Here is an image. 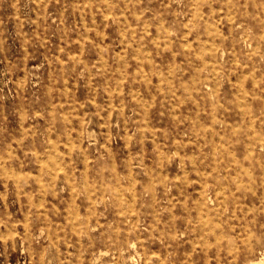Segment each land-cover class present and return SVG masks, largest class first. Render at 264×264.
I'll return each mask as SVG.
<instances>
[{"label": "rangeland", "instance_id": "obj_1", "mask_svg": "<svg viewBox=\"0 0 264 264\" xmlns=\"http://www.w3.org/2000/svg\"><path fill=\"white\" fill-rule=\"evenodd\" d=\"M263 9L0 0V264H264Z\"/></svg>", "mask_w": 264, "mask_h": 264}, {"label": "bare ground", "instance_id": "obj_2", "mask_svg": "<svg viewBox=\"0 0 264 264\" xmlns=\"http://www.w3.org/2000/svg\"><path fill=\"white\" fill-rule=\"evenodd\" d=\"M108 1V0H107ZM211 8V7H210ZM264 10V9H263ZM107 11V10H106ZM219 12V11H218ZM228 12V11H227ZM256 13H257V11H256ZM233 14V13H232ZM229 15V14H228ZM233 16V15H232ZM226 18H228V17H226ZM264 19V18H263ZM216 22V21H215ZM142 23V22H141ZM208 23V22H207ZM145 24V23H144ZM163 24V23H162ZM186 25V24H185ZM246 26V25H245ZM143 28V27H142ZM147 28V27H146ZM213 30V29H212ZM148 31V30H147ZM86 32V31H85ZM123 32V31H122ZM185 32V31H184ZM121 33V32H120ZM122 34V33H121ZM163 34V33H162ZM168 35V34H167ZM162 36V35H161ZM212 36V35H211ZM214 36V35H213ZM121 37V36H120ZM163 37V36H162ZM169 37V36H168ZM219 37V36H218ZM133 38V37H132ZM153 39V38H152ZM135 40V39H134ZM131 42V41H130ZM207 43V42H206ZM155 44V43H154ZM165 44V43H164ZM182 44V43H181ZM214 44V43H213ZM212 44V45H213ZM190 45V44H189ZM215 46V45H214ZM120 47V46H119ZM182 47H183V45H182ZM122 48V47H121ZM205 48V47H204ZM136 49V48H135ZM188 49V48H187ZM206 49V48H205ZM251 49H253V48H251ZM118 50V49H117ZM137 50H138V48H137ZM207 50V49H206ZM215 50V49H214ZM213 50V51H214ZM203 52H204V50H202ZM141 52V51H140ZM210 52V51H209ZM135 54V53H134ZM202 54V53H201ZM215 54V53H214ZM198 55H200V54H198ZM99 58V57H98ZM101 58H102V56H101ZM202 59V58H201ZM209 60V59H208ZM103 61V60H102ZM202 62V61H201ZM140 65V64H139ZM141 67V66H140ZM241 68V67H240ZM143 70V69H142ZM145 71V70H144ZM216 71V70H215ZM215 76V75H214ZM214 81H215V79H214ZM191 86V85H190ZM238 98V97H237ZM241 98V97H240ZM242 99V98H241ZM195 100V99H194ZM243 100V99H242ZM144 107V106H143ZM251 115V114H250ZM250 118V117H249ZM122 121H123V119H122ZM123 124H124V121H123ZM236 126V125H235ZM124 129V128H123ZM69 134V133H68ZM127 135V134H126ZM259 135V134H258ZM249 139V138H248ZM67 144V143H66ZM178 144V143H177ZM247 144H245V146H246ZM175 147H177V146H175ZM248 147V146H247ZM214 148V147H213ZM176 148H174V150H175ZM249 148H247V150H248ZM220 150V149H219ZM249 152V150L247 151V153ZM178 154V153H177ZM193 154V153H192ZM194 162V161H193ZM260 164V163H259ZM213 165V164H212ZM39 167V166H38ZM250 171V170H249ZM17 173V172H16ZM116 173V172H115ZM236 173V172H235ZM8 174V173H7ZM185 174V173H184ZM183 174V175H184ZM251 175V174H250ZM177 177V176H176ZM193 178V177H192ZM262 179H263V176H262ZM238 180V179H237ZM241 182H242V180H241ZM156 185V184H155ZM51 186V185H50ZM201 186V185H200ZM250 186V185H249ZM201 188V187H200ZM221 188V187H220ZM251 188V187H250ZM110 189V188H109ZM120 189V188H119ZM219 189V188H218ZM217 189V190H218ZM204 190H205V188H204ZM223 190V189H222ZM229 190V189H228ZM250 190H253V188H251ZM117 191V190H116ZM220 191H221V189H220ZM219 191V192H220ZM224 191V190H223ZM222 191V192H223ZM200 192V191H199ZM221 193V192H220ZM201 194V193H200ZM204 195H205V193H204ZM231 195H232V192H231ZM206 196V195H205ZM222 196V195H221ZM233 196V195H232ZM155 197V196H154ZM222 197H224V196H222ZM125 198V197H124ZM234 198V197H233ZM203 200V199H202ZM224 200V199H223ZM226 200V199H225ZM234 201V200H233ZM235 203V202H234ZM224 204V203H223ZM219 206V205H218ZM133 208V207H132ZM132 208H131V210H132ZM202 211V210H201ZM200 211V212H201ZM204 212V211H203ZM71 215V214H70ZM202 215V214H201ZM74 216V215H73ZM71 217V216H70ZM75 217V216H74ZM136 217V216H135ZM87 220V219H86ZM201 220V219H200ZM78 226V225H77ZM75 228V227H74ZM219 236H220V234H219ZM79 241V240H78ZM205 242V241H204ZM209 243V242H208ZM194 244V243H193ZM141 246V245H140ZM263 258H264V253H263V256H262ZM254 264H257V262H253Z\"/></svg>", "mask_w": 264, "mask_h": 264}]
</instances>
